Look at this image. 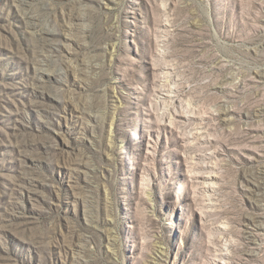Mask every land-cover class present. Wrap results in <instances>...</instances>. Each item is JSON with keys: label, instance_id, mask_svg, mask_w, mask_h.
Instances as JSON below:
<instances>
[{"label": "rangeland", "instance_id": "1", "mask_svg": "<svg viewBox=\"0 0 264 264\" xmlns=\"http://www.w3.org/2000/svg\"><path fill=\"white\" fill-rule=\"evenodd\" d=\"M0 264H264V0H0Z\"/></svg>", "mask_w": 264, "mask_h": 264}]
</instances>
